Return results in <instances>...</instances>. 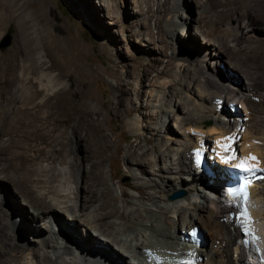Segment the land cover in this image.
Returning a JSON list of instances; mask_svg holds the SVG:
<instances>
[{"label":"bare ground","instance_id":"bare-ground-1","mask_svg":"<svg viewBox=\"0 0 264 264\" xmlns=\"http://www.w3.org/2000/svg\"><path fill=\"white\" fill-rule=\"evenodd\" d=\"M103 1L110 9L109 0ZM155 1L157 13L153 14L160 23V41L165 43L169 37L175 44L176 29L183 30L191 20L200 41L189 40L180 49L173 44V52L159 72L164 76L154 79L147 109L159 116L157 132L146 136L142 131L150 127L142 122L147 112L127 122L130 131L141 137L131 142L129 154L123 157L136 194L119 205L118 199L129 195L123 189L120 195L113 194L103 170V151L109 138L86 112V92L77 98L60 78V74L80 70L66 50L78 44L60 36V31L52 32L55 18L48 11L47 0H0V29L14 23L16 49L21 53L16 68L12 63L15 52L1 62L3 82L13 88L6 105L0 107V149H6L0 154V264H22L16 252L27 249L32 264H172L186 258L195 264H246L241 244L244 236L249 239L253 258L257 257L253 244L263 254L264 178L244 190L250 195L245 222L254 228L256 241L254 233L244 235L236 224L242 217L239 207L222 204L217 189L225 179L216 172L222 170L220 165L237 166L241 160L249 167H264V0H236L232 9L229 0H193L195 16L180 6V0ZM147 3L132 0L137 16L145 13ZM216 5L223 12L215 9ZM138 20L140 36L135 41L145 45L141 42L142 26L148 25L150 18ZM55 69L59 72L54 73ZM139 70L147 71V66ZM125 93V89L120 91L114 106L128 115L135 106L125 102ZM229 100L236 101L237 111L227 109ZM22 118H30L29 124L40 122L41 129L50 124L47 131L57 132L52 140L62 146L70 127L71 145L80 146L87 140L90 150L85 149L83 155L75 153L72 161H57L49 149L43 152L36 143L22 142V138L8 141L5 135L28 125ZM165 120L170 126L162 125ZM203 124H209L206 135L201 133L205 131ZM31 133L38 137V129ZM212 133L215 136L209 147ZM25 136L26 141L31 139ZM25 151H29L28 159L23 157ZM199 151H204L201 158ZM236 151L238 158L225 162ZM212 159L216 164L211 166ZM200 161L216 175L208 176ZM108 171L115 177L110 168ZM8 186L17 196L15 208L33 222H48L33 229L38 238L35 248L22 246V238L14 232L17 218L3 193ZM82 187L84 194L79 192ZM175 189L184 193L169 198ZM70 229L81 239L69 235ZM193 229L203 236L198 245L186 237ZM110 249L114 260L108 254Z\"/></svg>","mask_w":264,"mask_h":264},{"label":"rangeland","instance_id":"rangeland-1","mask_svg":"<svg viewBox=\"0 0 264 264\" xmlns=\"http://www.w3.org/2000/svg\"><path fill=\"white\" fill-rule=\"evenodd\" d=\"M258 1L260 0H256L255 2L257 3ZM109 2L111 4L110 9L103 5V3H106L103 0H47V8L49 13L55 18L54 25L51 27L52 32L57 33L60 31V36H65L78 44V46L67 48L66 50L69 57L79 66L80 70H77L74 74H60V78H62L61 80L66 84H64V86L70 87L76 92L77 98H79V95H82L83 92H86V97L83 98L86 112L91 118L95 119L98 128L109 138H107L109 145L105 147L103 151L105 158L103 170L106 171L109 177L113 194L118 193L120 195V189H123L126 194L129 195L128 197L121 196L118 199L117 203L122 205L130 195L136 194L131 187L133 180L130 177L129 164L123 157L129 154L131 142L135 141L134 139L137 137L138 139L141 138H139L140 135L137 134V131L133 133L130 131L127 122L130 120L133 121L136 114L139 113V115H142L143 112H147L146 114L144 113L142 122L145 125L150 124V127L142 131L148 134L146 136H153L154 133L157 132L159 127V116L155 114L151 115V113H148L147 109L148 94L152 87H154V79L155 77L161 78L164 76L159 72H162L164 65L168 62L173 52L174 45L177 49H180L187 41H200V39L198 38L199 36L193 32L194 22L191 20L187 25L188 28L185 27L183 30L180 28L176 29L175 44L173 42L174 40L169 37L166 38L165 43L160 41L161 34L158 29L160 23L157 24L155 20V13H157V2L155 0H147L148 5L144 7L145 13L138 16L133 10L132 0H109ZM179 2L180 6L189 15L195 16L197 14V7L193 0H180ZM235 2L236 0H229L227 2L229 8L232 9ZM257 5H259V3ZM112 8L116 11L115 13H113ZM214 8L218 11H222L220 10L222 8L217 5L214 6ZM147 9H149L148 12H146ZM139 18L140 21L144 18H150L148 25L142 26L144 39H142L141 42L145 45H141L139 43L140 41H135V39L139 40L137 37L140 36L137 31ZM55 24H58V26L55 27ZM8 30L10 31V41L5 48L0 49V107L6 105L8 96L11 95L13 88V86L3 82V78L1 77L2 59L9 58L12 53L15 52L16 56L12 59L15 68L21 60V53L17 52L16 49L18 35L14 23L9 22L0 29V39ZM142 65L147 66V71L141 72L139 70ZM217 65L222 71H225L223 64L218 62ZM57 72L59 71L55 69L54 73ZM12 73L15 75L17 71L13 69ZM156 73L159 74L157 75ZM234 74L235 73H233V75ZM119 80H121L122 83H120ZM122 89L127 91V93L124 94L125 102L127 104L132 102V105L135 106V110H130L128 115L122 114L114 106V100ZM225 104L226 103L223 102V108L226 110ZM44 109L45 108H43V110ZM35 111L42 114L37 109ZM23 120H25L28 125L24 124V127L14 132L11 131L5 135L4 137L8 141L14 142L22 138V142L36 143L42 147L43 152L49 149V152L53 154L52 157L57 161L62 158L72 161L75 153L83 155L85 149L90 150V144L87 140H83L80 146L71 145L72 133L70 127L67 128V138H63L65 144L62 146L58 144V142L52 140L57 136V132L53 133L47 131L50 128V124L41 129L39 126L40 122H37V125L30 123V126V118H25ZM162 125L170 126V121L165 120ZM203 125L205 131L201 133L206 135L207 128L205 127H208L209 124ZM37 129L38 137L31 133ZM194 130V132H196L198 129ZM194 132H191V134H194ZM26 134L31 138L28 141H26ZM213 134L214 133L210 134L211 141L209 147L213 145V143H211L215 136V134ZM155 142L156 140L153 141V143ZM141 143H143V141ZM118 145L120 146V151L117 150ZM210 149L211 148H209V150ZM238 149H240V147H238ZM5 151L6 149H0V154H4ZM223 152L226 153L227 149H224ZM28 153L29 151H25V154H23L24 159H28ZM109 168L115 174V177L111 176L108 171ZM84 173L83 171L80 173L83 185H85ZM118 180L121 182V186ZM176 190L180 189H175L173 191ZM79 192L81 194L85 193L83 187ZM3 193L6 195L5 202L8 203V207H13L12 213L17 218L16 224L13 227L16 236L22 238V246L26 247L29 245L31 248H35L38 238L33 233V229L37 227L39 223V225H45L48 224V222H46V220L33 222L24 212L15 208L13 204L17 202V196L15 192H13L11 186H8ZM252 206L256 207L255 204ZM236 224L239 225V221H237ZM199 226L201 228V225ZM69 227L70 226H67V228ZM64 229L65 226H63V230ZM241 231L245 235L243 228ZM68 233L75 239H81L79 234L74 230L70 229ZM29 251L30 250L27 249L21 254L16 252L22 264H25V262L32 264L30 260L31 254L28 253ZM111 253L113 252L110 249L108 254L114 260ZM232 256L235 257L234 252Z\"/></svg>","mask_w":264,"mask_h":264},{"label":"water","instance_id":"water-1","mask_svg":"<svg viewBox=\"0 0 264 264\" xmlns=\"http://www.w3.org/2000/svg\"><path fill=\"white\" fill-rule=\"evenodd\" d=\"M9 30L2 36V38L0 39V49H3L5 48L9 41H10V34H9ZM184 193L183 190H176V191H173L168 197L169 198H177V197H180L182 194ZM201 233V232H200Z\"/></svg>","mask_w":264,"mask_h":264},{"label":"snow or ice","instance_id":"snow-or-ice-1","mask_svg":"<svg viewBox=\"0 0 264 264\" xmlns=\"http://www.w3.org/2000/svg\"><path fill=\"white\" fill-rule=\"evenodd\" d=\"M231 158H238V151H236V155L234 157L225 158V162H227V160ZM248 159H255V157H249ZM236 170L240 172H249L252 171V168L247 165L246 160H241L240 164L236 166ZM244 190L245 188L243 185H241V187L238 189V191L240 192H243Z\"/></svg>","mask_w":264,"mask_h":264}]
</instances>
